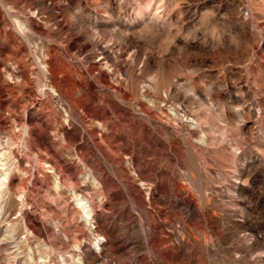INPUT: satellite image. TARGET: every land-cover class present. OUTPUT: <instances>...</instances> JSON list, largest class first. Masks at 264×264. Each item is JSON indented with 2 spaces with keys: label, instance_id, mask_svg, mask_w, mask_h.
I'll return each instance as SVG.
<instances>
[{
  "label": "rangeland",
  "instance_id": "rangeland-1",
  "mask_svg": "<svg viewBox=\"0 0 264 264\" xmlns=\"http://www.w3.org/2000/svg\"><path fill=\"white\" fill-rule=\"evenodd\" d=\"M0 179V264H264V0H0Z\"/></svg>",
  "mask_w": 264,
  "mask_h": 264
},
{
  "label": "bare ground",
  "instance_id": "bare-ground-1",
  "mask_svg": "<svg viewBox=\"0 0 264 264\" xmlns=\"http://www.w3.org/2000/svg\"><path fill=\"white\" fill-rule=\"evenodd\" d=\"M3 179H5V177H3ZM3 179H0V186L3 185ZM76 197V196H75ZM75 201L77 202V204L79 205L81 211L83 212V214L86 217L90 216V211L89 209L82 203V198L76 197Z\"/></svg>",
  "mask_w": 264,
  "mask_h": 264
}]
</instances>
